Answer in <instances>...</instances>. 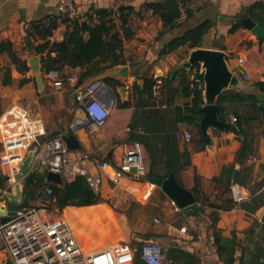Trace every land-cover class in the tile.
Returning a JSON list of instances; mask_svg holds the SVG:
<instances>
[{
    "label": "crops",
    "instance_id": "obj_1",
    "mask_svg": "<svg viewBox=\"0 0 264 264\" xmlns=\"http://www.w3.org/2000/svg\"><path fill=\"white\" fill-rule=\"evenodd\" d=\"M158 1L76 0L80 20H86L88 15L92 14L94 21H97L96 11L99 9L115 12L118 17L121 7L132 6L136 14L131 16L128 23L134 34L128 39L124 38L123 54L126 59L125 64L130 67V76L122 83L114 79L103 82L112 87L118 84L129 86L128 100L132 101V106L118 107V102L123 101L117 93L116 104L111 108L106 125L97 128L90 123L87 127L78 129L75 135L80 140L83 151L88 152L93 158L107 160L110 163L108 168L86 163L90 173L102 178L99 192L93 190L101 201L102 199H136L143 205L151 199H156L157 202L162 203L165 214L184 216L183 224L186 226L180 228H185V232H171V225L166 224L163 226V231H153L151 236H148L149 233L140 234L138 239L142 242L139 244L136 237V244L131 242L132 245L141 246L145 242H157L166 246L167 250L170 245H176L193 254L198 259L197 264H225L218 255L213 240L214 218L217 217L215 228L224 236L235 239L237 252L234 264H241L242 250L254 249L264 235L262 231L264 122L252 120L245 123L242 126L244 132L237 125L241 135L229 128L209 127L208 135L212 143L204 144L203 136L199 134L200 128L195 130L192 126L197 122L187 119L195 115L193 108L196 106L195 91L190 86V75L186 70H176L177 66L188 58L189 50L192 48L180 46L167 54H162V50L172 39L182 36L187 30L206 21L210 23V28L199 47L226 51L229 54L228 63L234 72L242 77L244 73L248 75L249 82L253 85L264 82V42L260 44L256 34L242 24V27L230 33L231 28L239 23V18H252L249 14L251 7L258 1L264 2V0H184L190 12L188 18L182 23L177 21L175 26L167 28L164 27L158 14H154L146 7V4ZM57 9L56 0H0V40H10L15 45L18 55L27 60L30 67L26 72L28 75L23 74L10 63L7 54L0 56V116L14 102L28 99L31 105H35L32 116L42 119L48 135L66 133L71 130L75 122L84 121L81 118V108L76 103V93L90 77L98 74H90L83 81L79 80L78 86L74 87L60 77L69 78L76 75L80 78L87 67H65L57 71L58 75L54 78L50 77L42 67V54L37 53L36 47L44 40L36 34L35 26L46 19L56 17L57 27L50 40L62 41L69 22L65 21L60 11L57 13ZM261 18L264 19V14ZM253 20L264 26L258 20ZM117 24L120 25L118 18ZM34 56L40 57L42 90L29 63ZM239 59H242V62ZM7 66L11 69L13 79L11 84H4ZM56 79L63 81L61 87L54 84ZM145 79L150 83L153 82V86L157 80L161 81L158 84L157 94H154L153 86L150 94L140 95L134 91V83L138 82L143 86ZM37 92L42 95L36 96ZM70 92L73 93L74 98L67 103L65 95ZM52 95L56 97L55 103L47 99V96ZM99 96L105 97L106 90H102ZM50 105L56 111L57 119H60L59 124L45 118V114H53ZM199 106L201 107V103ZM232 116L234 115L229 116L231 124ZM127 132L130 133V141L124 143L138 140L143 145L148 174L141 180L136 179L133 174L119 172L118 169L122 145L114 142L119 138L123 139L124 133ZM186 132L192 133L193 137L190 140L185 138ZM183 152L189 154L190 165L174 173L182 186L194 192L197 198V215H192L185 209L175 208L171 203L172 199L163 189L148 180L152 176H168L171 172L167 163L168 156L173 155L182 160ZM6 169V165L0 163V175L4 177V186ZM236 169L237 174L233 180ZM33 172L35 171H31ZM44 177L46 181V176ZM74 179L75 177L69 181ZM229 181L230 183L237 181L243 185L250 192L251 199L240 204L235 203L228 191ZM47 183L41 189L51 186L49 183L52 182ZM3 193H0V203L4 201L1 198ZM34 199L40 201L47 199L48 202L41 203L49 207L50 204L55 206L57 213L66 208H61L57 204L54 194L51 196L42 194L39 198L35 196ZM91 212L93 218L90 221H84L82 218L80 224L90 239L106 234L107 238L113 240L108 242V238L106 244L121 240L118 226L104 211L93 205ZM156 218H153V224L158 226L161 221L157 218L159 221L155 222ZM137 230L139 229L134 227V231ZM169 238L173 243L167 246L165 240ZM79 239L81 240L80 237ZM81 241L90 249L98 247V240L93 244ZM7 258L5 252H0V264Z\"/></svg>",
    "mask_w": 264,
    "mask_h": 264
},
{
    "label": "built area",
    "instance_id": "obj_2",
    "mask_svg": "<svg viewBox=\"0 0 264 264\" xmlns=\"http://www.w3.org/2000/svg\"><path fill=\"white\" fill-rule=\"evenodd\" d=\"M174 1L179 8L177 21L182 23L189 16L188 7L184 0ZM56 4L69 22L80 20L76 0H56ZM239 61L242 62V59ZM48 74L54 78L58 72L52 70ZM200 74V67L194 65L190 70V86L193 90H204V79L202 80ZM243 78L249 80L245 73ZM68 79L72 86H78V76ZM160 82L157 80L153 86L154 94H157ZM54 84L61 87L63 81L56 79ZM97 93L98 89L92 86L78 90L76 103L86 112L88 120L101 128L110 118L113 100L102 99ZM235 121L236 117L232 116V123ZM64 134L48 135L42 119L32 116L26 107L17 104L9 107L0 116V162L7 167L4 172L5 186L0 189V193L11 190L22 178L19 176L22 163L33 147H37L34 161L39 160L40 165L47 171L60 173L64 182L78 175L84 176L91 188L99 192L102 178L90 173L86 163L101 168L110 167V163L93 158L86 151L70 149L63 138ZM192 137L191 132L185 133L187 140ZM118 169L119 172L133 174L139 180L147 176L144 149L140 141L134 140L122 145ZM42 194L51 196L54 190L51 186H46L38 189L35 196L39 198ZM229 194L237 204L251 199L250 192L237 181L230 184ZM171 203L178 208L173 200ZM48 208L47 204L40 208L23 206L10 221L0 224V234L8 246L13 264H170L167 247L157 242H145L141 246H135L131 242L119 240L100 248L89 249L83 246L72 221L65 216L66 208L58 216L50 215ZM158 221L156 218L155 222ZM185 231V228L180 229V232Z\"/></svg>",
    "mask_w": 264,
    "mask_h": 264
},
{
    "label": "trees",
    "instance_id": "obj_3",
    "mask_svg": "<svg viewBox=\"0 0 264 264\" xmlns=\"http://www.w3.org/2000/svg\"><path fill=\"white\" fill-rule=\"evenodd\" d=\"M148 9H151L154 14L163 21L164 27H172L176 25L179 17L178 4L174 0H159L158 2L146 4ZM190 14V12L188 11ZM98 16L97 21H94L93 15H88L86 20H76L69 22V26L64 34L62 41H51L50 37L53 35L54 29L57 27V18L52 17L40 22L35 26V32L38 36L43 38V42L37 47V53L42 54V67L48 73L52 70L61 71L65 67H87L86 71L80 75V82L87 78L92 73H99L114 65L125 64L124 57V38H130L134 33L128 26L132 15L136 14L134 7H121L117 13L99 9L96 11ZM250 16L264 24V19L261 15L264 14V2L258 1L255 3L250 11ZM117 18L120 25L117 24ZM242 27L239 22L233 26L230 33H234L238 28ZM210 23L203 22L202 24L187 30L182 36L172 39L166 47L163 48L162 54H167L179 48L180 46H187L189 48H196L201 46L205 33L209 30ZM46 53V54H45ZM56 55L53 56L52 54ZM7 54L10 63L14 64L21 73H26L30 70L27 60L22 59L15 48V45L6 39L0 40V56ZM45 54V55H44ZM199 66V65H197ZM185 71V69H181ZM202 80L203 74L199 75ZM28 81V79H24ZM110 82L111 79H106ZM13 79L11 77L10 66H7V72L4 77V84H11ZM259 82L257 85L263 84ZM153 82L145 79L144 85L141 86L138 82L134 83V91L137 94H150L152 92ZM195 103L193 114L187 119L191 121H198L202 118V113L199 112V103L203 97V90L196 88ZM218 115L221 121L228 122L229 116L236 117L235 123L243 131V124L252 120H263L264 109L259 105L258 98L255 95L244 94L235 90L224 91L218 98ZM132 106V101L118 102V107L129 108ZM200 128L199 123H196ZM199 134L202 136L201 129ZM247 142L245 144V148ZM182 160L176 156H168L169 171H175L186 168L190 165V156L188 153H182ZM242 156V155H241ZM186 157V158H185ZM245 157V156H243ZM35 171L30 173L25 178L24 194L27 196L26 204L34 199L38 189L45 184L43 174H36ZM54 189V195L57 198V204L61 208L69 205L85 207L83 219L88 220L89 212L92 211V206L101 201L93 189L90 187L84 176H76L74 180L65 182L63 186H57L49 183ZM230 181L228 191L230 188ZM195 193L197 190L194 188ZM217 217L214 218L213 240L217 246V253L225 264H234L236 262L237 244L232 237L224 236L218 229L215 228ZM264 232V226L262 227ZM167 256L170 264H197L198 259L190 252L178 247L170 245L167 250ZM241 264H264V235L262 241L256 245L254 249L249 251L242 250L240 256Z\"/></svg>",
    "mask_w": 264,
    "mask_h": 264
},
{
    "label": "water",
    "instance_id": "obj_4",
    "mask_svg": "<svg viewBox=\"0 0 264 264\" xmlns=\"http://www.w3.org/2000/svg\"><path fill=\"white\" fill-rule=\"evenodd\" d=\"M57 13H59V9H57ZM238 22H240L245 28L252 30L256 34L260 44L264 42V26L260 25L252 18H239ZM228 56L229 54L223 50L196 47L189 50L188 58L182 61L176 68V70L185 69L187 74L190 75L191 68L194 65H199L200 72L203 74L204 90L203 97L200 102L201 107L199 108V112L202 113V118L198 120L197 123H199L203 136L202 141L206 145L212 143L210 136L208 135L209 127L220 129L229 128L236 134L241 135L237 124L223 122L219 118L217 101L219 96L224 91L235 90L244 94L255 95L258 98L259 105L264 109V83L260 85H253L249 82V80L244 79L242 76H240V74L234 72L228 63ZM29 63L32 73L36 78L37 84L40 90H42L43 81L41 77L40 57H32L29 60ZM129 76V65H114L105 69L103 72L90 77L84 83V85L79 88V90L84 89L87 86H92L93 88L98 89V96L102 90H106V96L99 97L105 100H113L112 107H114L117 100V93L120 95L123 102L129 99V86L118 84L112 87L109 84H103V82L104 80L110 78L116 80L118 83H122L125 82ZM81 118H83V122H75L71 130L67 131L63 135L66 145L70 149H83V146L80 140L76 137L75 132L78 129L87 127L91 122L88 120L86 112L83 109H81ZM36 151L37 147H33L28 151L22 163V172L19 175L22 178L12 186L11 190L6 191L1 195V198L4 201L3 203H0V224L10 221L15 215L16 211L22 205L26 204L27 196L24 194L25 178L23 177H26L31 173V171H38L39 173L45 175L47 182H52L58 185L64 184V179L60 173L47 171L43 166L40 165L39 160L34 161ZM236 174L237 169L234 172L233 180H235ZM148 180L159 185L163 191L176 203V206L179 209H185L188 211V213L197 215V198L194 192L186 189L184 186H182V184L179 183L174 171H171L166 177L152 176ZM3 188L4 177L0 175V189ZM98 203H101V201ZM118 215L123 218L121 214ZM121 240L130 242V240L125 238Z\"/></svg>",
    "mask_w": 264,
    "mask_h": 264
},
{
    "label": "rangeland",
    "instance_id": "obj_5",
    "mask_svg": "<svg viewBox=\"0 0 264 264\" xmlns=\"http://www.w3.org/2000/svg\"><path fill=\"white\" fill-rule=\"evenodd\" d=\"M60 78L65 82H69L68 78H64L63 76ZM41 95L42 94L40 92H37V94H36V96H41ZM73 98L74 97H73L72 92H70L68 95H65V101L67 103L70 100H73ZM47 99L51 100L53 103H55L56 97L54 95L47 96ZM15 104L22 105V106L26 107L30 113H32V109H34V107H35V105H31L29 103L28 99H21L17 102H14L12 105H15ZM47 107H48V103H47ZM50 109H51L53 114L50 115L47 112H45V113H47V114H45V116H46L45 118H47V119L49 118L52 123L59 124L60 119H57L56 111L52 108V106ZM192 126H193V129L198 130V126L196 124H193ZM210 128H213V127H210ZM129 135H130L129 132L124 133V138L123 139L119 138L114 143L123 145L124 142L130 141ZM1 150H2V144L0 143V152H1ZM36 174H39V173L36 172ZM41 202H48V201H47V199H41V201L39 199H33V200L31 199L24 206L29 207V208H31V207L32 208L33 207L34 208H40L41 205H43ZM101 202H107V204L112 206L118 214L122 215L124 223H125L126 227L128 228L127 232L124 234L123 237L125 239L130 240V242H133L134 244H136L135 243L136 237H137L139 244L142 242L141 239H138V237L141 236L140 234L149 233L148 236H151L153 231H163L162 230L164 228L163 226L166 224L171 225V228H170L171 232H173V231L179 232L181 229L180 228L181 226H186L183 224L184 223V219H183L184 216L165 214L162 203L157 202L156 199H151L148 203H145L143 205L138 203L136 199H107V200L102 199ZM54 208H55V206L50 204V207L48 208V213L50 215L55 216V215H61L62 214V212H63L62 209L60 210L61 212L57 213V211H55ZM154 217L159 218L161 221L158 226H155L153 224V218ZM92 218H93L92 212L90 211L88 220L90 221ZM88 220H86V221H88ZM185 221H187L186 218H185ZM80 224L81 223L77 224L76 228H77V234L81 238V240H83L84 242H88L90 244L96 243L98 238L96 237V238L90 239L87 236L86 231L81 227ZM134 227H137V229H139V230L134 231ZM111 241H113V240H111L109 238L108 242H111ZM172 243H173V241L171 240V238L165 240V244L167 246H169ZM0 252H5L7 254V257H8L6 260H4V262L2 264H13V261L10 258V255L8 252V246H7L4 238L1 236V234H0Z\"/></svg>",
    "mask_w": 264,
    "mask_h": 264
},
{
    "label": "bare ground",
    "instance_id": "obj_6",
    "mask_svg": "<svg viewBox=\"0 0 264 264\" xmlns=\"http://www.w3.org/2000/svg\"><path fill=\"white\" fill-rule=\"evenodd\" d=\"M94 206L99 207L102 211H104L116 223V225L118 226L119 237L121 239H124L123 236L127 232L128 228L126 227L123 218H121L112 207H110L108 204H106L104 202L94 204ZM84 212H85V207H83V206L82 207L69 206L64 211L65 216L70 218V220L72 221V224H73L76 232H77L76 225L81 223ZM107 240H108V238H107L106 234H100L98 236V247L97 248L105 246L107 243ZM81 243L83 244V246L89 248L82 241H81Z\"/></svg>",
    "mask_w": 264,
    "mask_h": 264
}]
</instances>
